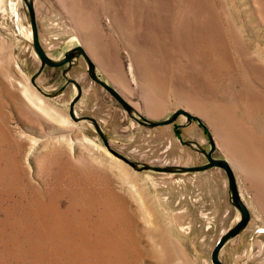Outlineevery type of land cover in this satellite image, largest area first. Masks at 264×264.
I'll return each mask as SVG.
<instances>
[{
    "label": "rangeland",
    "instance_id": "1",
    "mask_svg": "<svg viewBox=\"0 0 264 264\" xmlns=\"http://www.w3.org/2000/svg\"><path fill=\"white\" fill-rule=\"evenodd\" d=\"M34 1L52 58L81 44L146 118L195 116L142 125L83 57L68 72L83 87L76 116L96 118L111 147L139 165L204 164L195 143L209 150L211 135L251 211L220 257L264 264V0ZM30 31L24 2L0 0V264H213L240 218L225 171H137L115 157L92 121L71 117L78 89L67 65L36 75Z\"/></svg>",
    "mask_w": 264,
    "mask_h": 264
},
{
    "label": "water",
    "instance_id": "2",
    "mask_svg": "<svg viewBox=\"0 0 264 264\" xmlns=\"http://www.w3.org/2000/svg\"><path fill=\"white\" fill-rule=\"evenodd\" d=\"M24 4L26 5L30 22H31V28H32V45L35 53L38 55L41 66L36 73V75L40 74L45 66H50L54 68H60L64 65H67L66 68L63 69V75L67 79V83H73L77 86V94L73 98V100L70 103V115L74 120H90L92 121L93 125L95 126L98 134L101 136L105 146L107 149L117 158L121 159L123 162L130 165L133 169L137 171L142 170H154L158 172H202L206 171L208 169L217 167L225 171L228 179V186L230 190V199L231 203L234 207H236L240 212V218L237 220V222L231 226L226 232H224L221 237L218 239L217 243L215 244L212 253H211V260L213 264H226L221 259L220 254L223 247L226 245V243L238 236L248 225V223L251 220V211L242 198L236 173L234 171V168L230 164V162L221 157H216L214 155L216 151V144L214 142L213 137L210 135V149L205 150L202 147H200L197 143L195 145L201 152L206 156L207 162L201 165H192V166H181V165H171V166H155L147 163H143L141 165L138 164L136 161H132L127 156L121 154L117 150H115L113 147H111L109 143L108 136L104 133V130L102 129L101 125L99 124L98 120L92 116L84 115L81 117L76 116L75 111V105L78 102V100L81 98L83 93V87L82 85L74 78H71L68 76V72L72 68V66L76 63V60L80 57H83L88 65V73L92 80L100 84L104 89H106L111 96L124 108L125 111L130 115L131 118L138 121L140 124L149 126V127H157L162 125H168L174 123L178 117L181 115L186 116L187 123H191L194 119V115L190 112H188L185 109H179L176 110L169 118L165 120H151L143 116L115 87H113L110 83L103 80L96 71V64L92 60V58L87 53L84 46L81 44L70 48L65 54L64 57L61 59H54L52 58L47 51L45 50L44 46L41 43L40 36H39V28H38V21H37V14H36V8H35V1L34 0H22ZM35 75V76H36ZM35 76L32 77V83L35 84ZM196 120L201 124V120L196 117ZM186 124H178L176 125V132H178V129L181 126H185ZM182 142L188 144L189 142L184 141L181 139Z\"/></svg>",
    "mask_w": 264,
    "mask_h": 264
},
{
    "label": "bare ground",
    "instance_id": "3",
    "mask_svg": "<svg viewBox=\"0 0 264 264\" xmlns=\"http://www.w3.org/2000/svg\"><path fill=\"white\" fill-rule=\"evenodd\" d=\"M29 35H32V31H30V34ZM36 56H38L37 54H36ZM36 92V91H35ZM38 92H36V94H37ZM39 94V93H38ZM38 94H37V96H38ZM40 95V94H39ZM29 98V100L30 101H32L33 103H35V104H37V105H41V102H42V99H39V98H37L36 96H34V95H26V98ZM65 121L66 122H68V119H65ZM105 153L107 154V155H109V156H111V154L110 153H108L106 150H105ZM116 157V156H115ZM113 158V157H112Z\"/></svg>",
    "mask_w": 264,
    "mask_h": 264
},
{
    "label": "crops",
    "instance_id": "4",
    "mask_svg": "<svg viewBox=\"0 0 264 264\" xmlns=\"http://www.w3.org/2000/svg\"><path fill=\"white\" fill-rule=\"evenodd\" d=\"M88 53V52H87ZM90 56V55H89ZM95 63V62H94Z\"/></svg>",
    "mask_w": 264,
    "mask_h": 264
}]
</instances>
